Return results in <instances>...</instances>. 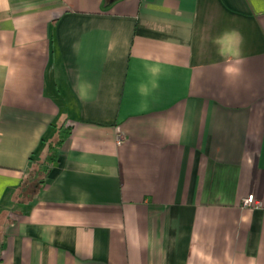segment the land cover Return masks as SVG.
<instances>
[{"label":"crops","instance_id":"1","mask_svg":"<svg viewBox=\"0 0 264 264\" xmlns=\"http://www.w3.org/2000/svg\"><path fill=\"white\" fill-rule=\"evenodd\" d=\"M0 264H264V0H0Z\"/></svg>","mask_w":264,"mask_h":264},{"label":"built area","instance_id":"2","mask_svg":"<svg viewBox=\"0 0 264 264\" xmlns=\"http://www.w3.org/2000/svg\"><path fill=\"white\" fill-rule=\"evenodd\" d=\"M124 139V136L120 133L117 134V141L121 142ZM242 204L245 205H254V206H261V202L258 199L254 198L253 194H250L243 198Z\"/></svg>","mask_w":264,"mask_h":264},{"label":"trees","instance_id":"3","mask_svg":"<svg viewBox=\"0 0 264 264\" xmlns=\"http://www.w3.org/2000/svg\"><path fill=\"white\" fill-rule=\"evenodd\" d=\"M68 131L66 130V129H60L59 130V135H58V138H57V140H56V145L55 146H58V144H60L63 140H64V137H65V133H67ZM54 151V150H53ZM53 157H55V151H54V153H52L51 154V156L49 157V159H51V158H53ZM45 169H46V166L45 167H41V168H39V172H42V170H44L45 171ZM43 173V172H42Z\"/></svg>","mask_w":264,"mask_h":264},{"label":"rangeland","instance_id":"4","mask_svg":"<svg viewBox=\"0 0 264 264\" xmlns=\"http://www.w3.org/2000/svg\"><path fill=\"white\" fill-rule=\"evenodd\" d=\"M39 168H40V166H39ZM39 168H38V171H40ZM249 195H250V194H249ZM241 205L243 206L242 201H241ZM245 206H251V205H245Z\"/></svg>","mask_w":264,"mask_h":264}]
</instances>
